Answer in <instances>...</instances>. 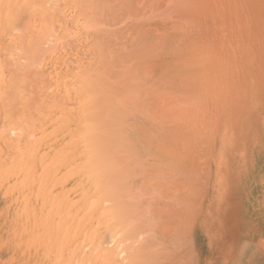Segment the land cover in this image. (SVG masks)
<instances>
[{
	"label": "rangeland",
	"instance_id": "obj_1",
	"mask_svg": "<svg viewBox=\"0 0 264 264\" xmlns=\"http://www.w3.org/2000/svg\"><path fill=\"white\" fill-rule=\"evenodd\" d=\"M31 1L0 7V187L14 195L0 196L14 205L0 208V264H264V0ZM52 2L42 55L32 12ZM42 75L61 106L45 116L71 124L51 120L24 172L8 166L24 131L7 116L25 77ZM83 204L91 219L68 224Z\"/></svg>",
	"mask_w": 264,
	"mask_h": 264
},
{
	"label": "bare ground",
	"instance_id": "obj_2",
	"mask_svg": "<svg viewBox=\"0 0 264 264\" xmlns=\"http://www.w3.org/2000/svg\"><path fill=\"white\" fill-rule=\"evenodd\" d=\"M49 1V0H48ZM47 1V2H48ZM62 1V0H61ZM38 2V1H37ZM114 2V1H113ZM33 3V1H31V3H30V0H0V7L2 6V4L3 5H7L8 6V8H9V14H12V15H14V14H17V12L19 11V9H24V6H30L31 4ZM35 3V2H34ZM48 3H50V2H48ZM53 3V2H52ZM104 3V2H103ZM116 3V2H115ZM45 4V3H44ZM55 4H56V2H55ZM55 4L53 3V6H55ZM99 4V3H98ZM41 5V4H40ZM58 5V4H57ZM56 5V6H57ZM32 6V5H31ZM48 6V5H47ZM51 6V5H50ZM56 6L55 7H47V8H43V7H41L42 9H33V11L34 12H32L33 13V23H32V21H31V26L33 27V29L32 30H34V38H35V41L38 43V44H43L44 42H43V40H44V38H45V44L44 45H47L48 43H53V44H55L54 43V40H55V37H57V36H55V32H56V30L55 29H53V31L55 30V32H53L52 33V35H49V33L52 31V28H53V25H54V20L56 19L57 20V16L55 17V15H57L56 14V10L58 11V7L56 8ZM100 6V5H99ZM104 6V5H103ZM118 6V5H117ZM98 7V6H97ZM113 7V6H112ZM29 8V7H28ZM27 8V9H28ZM34 8V7H33ZM94 8H96V7H94ZM93 8V9H94ZM97 9V8H96ZM95 9V10H96ZM99 9V8H98ZM113 9V8H112ZM103 10H104V8H103ZM94 11V10H93ZM100 11V10H99ZM58 12H60V11H58ZM57 12V13H58ZM98 12V11H97ZM107 12V11H106ZM36 13H38V15H39V17H38V15L36 14ZM39 13H41V15L39 14ZM101 13V12H100ZM111 13V12H110ZM61 14H62V12H61ZM36 15H37V17H38V19H36ZM95 15V14H94ZM105 15V14H104ZM59 17V16H58ZM107 18H111V17H107ZM98 19H99V16H98ZM104 19V18H103ZM37 20V21H36ZM96 19H94V22H96L95 21ZM107 20V19H106ZM61 21V20H60ZM106 22V21H105ZM97 23V22H96ZM57 24H59V23H57ZM56 25V24H55ZM103 25H105V24H103ZM56 26H59V25H56ZM55 26V27H56ZM108 29H110V28H108ZM98 30V29H97ZM96 30V31H97ZM105 30V29H104ZM95 31V30H94ZM100 31H101V27H100ZM107 32V31H106ZM105 32V33H106ZM31 34V33H30ZM47 35H49L48 37H50V36H52L53 37V39L52 38H48L47 37ZM99 35V34H98ZM103 35H104V33H103ZM31 36V35H30ZM1 37V36H0ZM47 37V38H46ZM99 37H101L100 35H99ZM34 38L32 39V40H34ZM98 37H96L95 39H97ZM102 38H103V36H102ZM102 38H98L99 40L100 39H102ZM106 38V37H105ZM104 38V39H105ZM29 39H30V37H29ZM51 39V40H50ZM58 39V38H57ZM31 40V45L32 46H34V43L33 42H35V41H32ZM47 40V41H46ZM50 40V41H49ZM30 41V40H29ZM42 41V42H41ZM58 41H60L59 39H58ZM57 41V42H58ZM101 41H103V40H101ZM35 42V43H36ZM56 42V41H55ZM95 42H97V41H95ZM105 42V41H104ZM104 42L101 44V46H97L96 45V48L98 49V48H102V47H104ZM107 42V41H106ZM33 43V44H32ZM40 45V46H42V47H36V49L37 48H41V50H42V48L43 47H45L44 45ZM52 44V45H53ZM98 44V43H97ZM49 45V46H48ZM46 47H50V44H48ZM51 45V46H52ZM99 45V44H98ZM107 45V44H106ZM32 46H31V48H32ZM39 46V45H38ZM56 46H57V44H56ZM54 47H55V45L54 46H52V49H54ZM93 47H95V46H93ZM96 48H94V49H96ZM33 49V51H34V49L35 48H32ZM32 49H30V51L32 50ZM45 49V50H44ZM43 50H42V55L44 54V52L43 51H47L46 50V48H44ZM40 50V49H39ZM39 50H37V51H35V52H37V53H35V52H33V54L35 55H33L34 57H35V59L36 60H34V61H36L37 63L39 62V61H41V62H39L38 64L39 65H41L40 63H44L43 62V59L41 60V58H40V53H41V50L39 51ZM99 50V49H98ZM49 51V50H48ZM55 51L57 52V47L55 48ZM54 51V52H55ZM32 52V51H31ZM50 52H52V50L50 51ZM46 53V52H45ZM47 53H49V52H47ZM47 53H46V55H47ZM106 53V52H105ZM29 54V53H28ZM30 54H32V53H30ZM36 54H38V55H36ZM109 55V54H108ZM32 56V55H31ZM30 56V57H31ZM48 56V55H47ZM59 56V55H58ZM30 57H28L29 59H30ZM33 57V58H34ZM43 57H45V56H43ZM42 57V58H43ZM49 57V56H48ZM51 57V56H50ZM107 57V59L108 58H110V57H108V56H106ZM56 58V57H55ZM57 58H59V57H57ZM99 58V57H98ZM45 60L47 59V58H44ZM54 59V58H53ZM31 60V59H30ZM102 61H103V59H101ZM104 60H105V57H104ZM33 61V62H34ZM111 61V60H110ZM12 63H13V61H11ZM31 63L30 65H33V66H36V65H34V63ZM10 64V65H13V64ZM96 63V62H95ZM110 63V62H109ZM36 64V63H35ZM37 64V65H38ZM103 64V63H102ZM108 64V63H107ZM18 65V64H17ZM29 65V66H30ZM96 65H98V63L96 64ZM101 65V64H100ZM111 65V64H110ZM99 66V65H98ZM105 66H106V64H105ZM105 66H104V68H105ZM32 67V66H31ZM100 67V66H99ZM102 67V66H101ZM107 67V66H106ZM14 68L16 69V65H14V66H11V74H13V72L15 73V70H14ZM38 68H39V66H38ZM96 68V67H95ZM95 68L93 69V70H95ZM98 68V67H97ZM104 68H103V70H104ZM25 69V68H24ZM31 69V68H30ZM29 69V70H30ZM38 70V69H37ZM25 71H27V70H24V73H27V72H25ZM106 71V70H105ZM105 71H104V73H105ZM18 72V74H19V71H16V73ZM33 72V71H32ZM38 71H36V73H37ZM53 72V71H52ZM103 72V71H102ZM20 73H22L21 71H20ZM41 74H44L45 73V70H44V72H40ZM40 73H37L38 75L40 74ZM27 74H30V73H27ZM37 74H36V76H37ZM100 74V73H99ZM99 74H97V71H96V73L94 72V76L96 75V76H99ZM14 75V74H13ZM33 75V74H32ZM67 75V74H66ZM102 75V74H101ZM19 76V75H18ZM23 76H24V74H23ZM35 76V75H34ZM43 76L44 75H42V77L40 76V78L38 79L39 81H37V79L36 78H34L33 76H31V77H33V79H36L35 81L36 82H33V80L31 79L30 80V78L28 79L27 77H25V79H27V80H29V84H27V85H30V86H27V85H23L24 87V89H22L21 90V92H19V93H17L16 95H15V103H14V107H15V109H16V112H17V115L15 116L14 114H12V116L11 115H9L8 114V116H10V117H8L7 116V118H8V120H9V122L12 124V123H15L16 125H15V127L16 128H18L19 126H20V128H22V130L21 131H24L23 133H22V136H20L19 138L21 139H23V142H24V150H20V148H18V144L15 142V147L14 146H11V148H10V150H12V152H14V155H12V159H11V161H10V163L8 164V166H12V168L14 167V168H16L17 169V164L19 165V169L21 168V171H24L26 168H27V166H25V163L22 161V159H20V157H22V158H26V155L28 154V153H30V155L31 154H33L34 152H36V150H37V152H39V151H42V150H40V149H44V148H41L42 147V145H41V143L43 144V142H45L46 140L48 141L50 138H52L53 137V133H51V131L49 130V127H51L52 128V126L50 125L49 126V124H50V122H51V120H52V124H54V122L56 121V127L58 128V127H60L61 128V130H66V131H68L67 130V128H68V126H70V124H71V122L69 121V119L68 118H65L64 117V115H61V116H59L58 114V116L57 117H53L52 115H50L51 113H53L52 111L54 110V109H56V108H50V107H55L54 105H58V108L57 109H59V108H61V106L59 105V102H58V99L57 98H55L53 95H51V94H49L50 92H48V87H47V84L46 83H44V81L43 80H47L46 78L44 79L43 78ZM106 76V75H105ZM14 77V79L15 78H17V75H16V77H15V75L13 76ZM21 79H22V77H20ZM41 78H43V79H41ZM95 78V77H94ZM98 77H96L95 79L96 80H98L97 79ZM102 78H103V76H102ZM50 79V78H49ZM48 79V80H49ZM62 79H63V77H62ZM77 79V78H76ZM100 79V78H99ZM79 80V79H78ZM16 81H17V79H16ZM22 82H23V80H21ZM25 81V80H24ZM43 81V82H42ZM74 81H77V80H74ZM99 81V84L97 83ZM97 82L94 80V85H96L95 84V82L97 83V85H96V88L99 86L100 88H101V85H100V80H98ZM47 82V81H46ZM67 82V81H66ZM73 82V81H72ZM80 82V81H79ZM31 83V84H30ZM37 85H36V84ZM47 83H50V82H47ZM67 83H69V82H67ZM70 83H71V81H70ZM78 83V82H77ZM81 83V82H80ZM34 84H35V86H34ZM53 84V83H52ZM82 84V83H81ZM81 84H79V87L81 86ZM15 86V85H14ZM98 87V88H99ZM27 88V89H26ZM94 88H95V86H94ZM95 88V89H96ZM97 88V89H98ZM98 89V91H97V93L98 94H100V92H101V89H103V88H101V89ZM94 89V92H95V94L97 95V93H96V90ZM49 90H50V88H49ZM100 90V91H99ZM17 91H19V90H17ZM16 91V92H17ZM54 91V90H53ZM47 95H49V96H47ZM57 95V94H56ZM97 96H99V95H97ZM96 96V97H97ZM46 97H48V100H46L47 98ZM95 97V96H94ZM96 97L94 98V99H96ZM55 99H57V100H55ZM50 103V104H47L48 102ZM57 101V102H56ZM62 101V100H61ZM47 102V103H46ZM45 103H46V105H48V107H44L45 106ZM57 103V104H56ZM61 104H62V102H60ZM66 103V102H65ZM64 103V104H65ZM52 104V105H51ZM8 105V104H7ZM9 105H10V103H9ZM13 105V104H12ZM63 105V104H62ZM66 105V104H65ZM112 105V104H111ZM111 105H109V106H111ZM115 105V104H114ZM114 105H112L111 107H113ZM67 106V105H66ZM108 106V105H107ZM10 108L12 107V106H9ZM46 108V109H44V108ZM9 108V109H10ZM47 108H49V109H47ZM95 108H100V107H96V104H95ZM102 110V109H101ZM113 110V109H112ZM43 111H44V113H43ZM51 111V112H50ZM59 111V110H58ZM100 111V109L99 110H97V112H99ZM12 112V111H11ZM45 112H50V114H49V116L48 115H46L45 116ZM57 112V111H56ZM97 112H95V113H97ZM112 112V111H111ZM73 113V112H72ZM105 113V112H104ZM47 114V113H46ZM54 114H56L55 112H54ZM63 114V113H62ZM71 114V113H70ZM73 116V115H72ZM28 117H29V121H28ZM59 117V118H58ZM72 121H74V120H72ZM28 122H29V124H28ZM19 123V126H17V124ZM70 123V124H69ZM33 125V126H32ZM72 126V125H71ZM70 128V127H69ZM54 130V129H53ZM56 132V131H55ZM63 132L64 131H62V134H63ZM70 132H71V129H70ZM69 132V133H70ZM52 134V135H51ZM58 134H61V131H60V133H58ZM55 135H57V134H55ZM66 135H70V134H64V136H66ZM99 136V135H98ZM57 138V137H56ZM59 139V138H58ZM56 141V140H55ZM52 142V139H51V141H50V143ZM38 144L39 145H41V147H40V149L38 150V149H36L35 150V146L37 145L38 146ZM56 145V144H55ZM54 145V146H55ZM46 146V145H45ZM44 146V147H45ZM9 147H10V144H8V145H6V148L7 149H9ZM16 148H18V151L16 150ZM56 149V148H55ZM35 150V151H34ZM50 150V149H49ZM47 151V150H46ZM92 151V150H91ZM46 153V152H45ZM71 153H73L72 151H71ZM91 153H93V152H91ZM34 154H36V153H34ZM46 155V154H45ZM49 155H50V153H49ZM80 155V154H79ZM39 156V155H38ZM90 156V155H89ZM93 156H95V155H93ZM41 157H43V155L41 156ZM45 157V156H44ZM48 157V156H47ZM54 157H55V155H54ZM70 157V156H69ZM71 158V157H70ZM69 158V159H70ZM27 159V158H26ZM66 159H67V157H66ZM92 159V158H91ZM44 160V159H43ZM71 160H73V159H71ZM29 161V160H28ZM99 161H101V160H99ZM26 163H27V161H25ZM70 162V161H69ZM98 162V161H97ZM43 163H44V161H43ZM43 163H42V165H43ZM28 164V163H27ZM26 164V165H27ZM102 164V163H101ZM106 164V163H105ZM98 165H99V163H98ZM39 166V165H38ZM49 166V164L47 165V167ZM102 166V165H101ZM26 167V168H25ZM49 167H52V166H49ZM83 167V166H82ZM87 169V168H86ZM42 171V168L41 169H39L38 171ZM45 170H48V169H45ZM44 170V171H45ZM54 170V169H53ZM81 170H83V169H81ZM13 171H14V169H13ZM27 171V170H26ZM49 171H50V169H49ZM73 171V170H72ZM80 171V170H79ZM25 172V171H24ZM34 172V171H33ZM36 172V171H35ZM74 172V171H73ZM77 172H78V170H77ZM32 173V172H31ZM45 173V172H44ZM74 173H76V172H74ZM73 173V174H74ZM80 173H81V171H80ZM84 173V172H83ZM85 173H87V172H85ZM72 174V175H73ZM89 174V173H88ZM85 175V176H88L89 177V175ZM24 175H26V173L24 174ZM71 175V176H72ZM80 174H79V172H78V175L77 176H79ZM83 175V174H82ZM91 176V175H90ZM73 177H76V174H75V176L73 175ZM72 177V178H73ZM86 178V177H85ZM89 178H91V177H89ZM18 179H19V184H20V187L18 188V191H17V186H14V187H16V193L18 194V196L20 195V191L24 188V176H23V172H22V175L20 176V177H18ZM44 179H45V175H44V177H43V179L41 178V181L42 182H44ZM49 179V178H48ZM76 179V178H75ZM88 179V178H87ZM36 180V179H35ZM46 181H47V179H45ZM74 180V179H73ZM78 180V179H77ZM12 181H13V178H12V180H11V185H9V187H12V185H13V183H12ZM48 181H50V179L48 180ZM67 181V180H66ZM72 181V180H71ZM83 181V180H82ZM82 181H81V183H82ZM38 181L36 180V183H37ZM75 182V181H74ZM76 183V182H75ZM81 183H79V184H81ZM49 184H50V182H49ZM87 184V182L85 181V184H81V186H83V189H84V187H85V185ZM41 185H45V183H43V184H41ZM47 185H48V183H47ZM88 185V184H87ZM77 186V185H76ZM80 186V187H81ZM87 187V186H86ZM85 187V188H86ZM89 187L90 186H88V189H89ZM91 187H92V185H91ZM90 187V188H91ZM13 188V187H12ZM76 189H78L77 187L75 188V190ZM82 189V190H83ZM87 189V191L89 192L90 190H88ZM92 189H93V187H92ZM74 190V191H75ZM34 191V190H33ZM81 191V190H80ZM86 191V192H87ZM87 192V193H88ZM11 193H12V191L9 189V188H6V187H0V196H2L3 197V199H8L9 197H7V196H10V197H13V196H11ZM85 191L84 192H82V193H78L79 195L80 194H82V198L83 197H86V196H90V195H93V193L92 194H88V195H85V194H87V193H85ZM89 193H91V191L89 192ZM28 194V193H27ZM34 194V193H33ZM84 195V196H83ZM42 196V195H41ZM78 197V196H77ZM93 197V196H92ZM43 198V197H42ZM79 198H81V197H79ZM91 197H89V199H90ZM75 199H77V198H75ZM84 199V201L83 202H85L86 201V199H87V197L86 198H83ZM88 199V200H89ZM47 201H45L46 203L44 204V205H48L47 204V202H48V199H46ZM77 200H79V199H77ZM82 200V199H81ZM81 200L79 201V202H81ZM92 200V199H91ZM70 201H71V199H70ZM69 201V202H70ZM75 200H73V202H74ZM63 202V201H62ZM76 202H78V201H76ZM75 202V203H76ZM2 203V202H1ZM50 203V202H49ZM64 203H65V201L63 202V206H61L60 205V207L62 208V207H64L65 208V206H64ZM67 203H68V201H67ZM82 203V202H81ZM88 204H89V202H87ZM68 204H70V203H68ZM77 204H79V203H77ZM85 204H86V202H85ZM85 204H83V206L85 205ZM75 206V204L73 203L72 204V206ZM81 205V204H80ZM80 205H76L77 206V209L79 208L78 206H80ZM89 205H91V204H89ZM71 206V207H72ZM81 207L77 212H76V214H74V216L72 215V216H70L69 218H67V216H65V215H63L64 217H63V219H65V217L67 218V222L69 221V223L68 224H70V222L72 221H76V222H79V223H81L80 222V220H83V222L84 221H86V220H88L87 219V217L88 218H90V214H85V213H87V211H84V212H82V211H80L81 209H84L85 207H87L86 205L84 206V207ZM5 207V208H4ZM71 207H70V210H71ZM0 208H3L2 209V213H5L7 210H9V209H12L13 210V208H14V205H8L7 204V206L6 205H4V204H1L0 205ZM72 208H74V207H72ZM109 208H111L110 206H109ZM89 209H90V207H89ZM104 209V208H103ZM67 210H68V208H67ZM66 210V211H67ZM69 210V211H70ZM74 210V209H73ZM75 210H76V208H75ZM74 210V211H75ZM91 210V209H90ZM108 210V209H107ZM69 211H67L66 212V214L68 213V214H70L69 213ZM106 210H104V212H105ZM109 211H110V209H109ZM109 211H107V212H109ZM71 212V211H70ZM73 212V211H72ZM88 213H89V211H88ZM112 213V212H111ZM73 214V213H72ZM107 214V213H106ZM105 214V215H106ZM87 215H89V216H87ZM109 215V214H108ZM3 216V215H2ZM2 216H0V218H2ZM105 217H107V216H105ZM109 218V217H108ZM91 219V218H90ZM77 220H79V221H77ZM64 221V220H63ZM1 222V221H0ZM66 222V221H65ZM82 222V223H83ZM86 222H88V221H86ZM75 223V222H74ZM74 223H71V224H74ZM7 224V223H6ZM60 224H61V222H60ZM2 226H4V225H2ZM1 226V227H2ZM70 226V225H69ZM71 227V226H70ZM11 228V227H10ZM49 231V230H48ZM54 231V230H53ZM50 232V231H49ZM47 233V234H49V237H51L50 236V233L52 234V236H53V234L55 233V236H54V238H55V241L58 239V237H60V236H56V231L55 232H50V233ZM4 233V232H3ZM2 234V233H1ZM0 234V235H1ZM47 234H46V236H45V238L47 239ZM77 234V233H76ZM78 235V234H77ZM131 235V234H130ZM2 236H3V234H2ZM1 236V237H2ZM42 236V235H41ZM40 237V236H39ZM71 237V236H70ZM74 237L75 236H72L71 238V241L74 239ZM5 238V237H4ZM10 238V237H9ZM57 238V239H56ZM76 238H78V237H76ZM76 238L74 239V240H76ZM53 239V238H52ZM51 239V240H52ZM7 240V239H6ZM58 240H62V239H58ZM68 241L70 240V238H68L67 239ZM73 240V241H74ZM53 241H54V239H53ZM45 242H48V241H45ZM60 242V241H59ZM65 242L66 241H64V243H63V246L62 247H64V249H65ZM70 242V241H69ZM67 243V242H66ZM4 244V243H3ZM1 245V244H0ZM62 245V244H61ZM2 248V247H1ZM4 248V247H3ZM5 248H6V246H5ZM7 249V248H6ZM9 249H10V247H9ZM63 249V251H61V253L63 252V254L62 255H64V253H65V250ZM1 251V250H0ZM11 251V250H10ZM68 252V251H67ZM83 254V253H82ZM62 255H61V257H62ZM90 255V254H89ZM68 256V255H67ZM82 257V256H81ZM57 258V257H56ZM24 259V258H23ZM53 259V258H52ZM61 261H63V257L62 258H59ZM58 259V260H59ZM69 259V256H68V258H67V260ZM58 260H57V262H58ZM59 260V262L61 263V261ZM70 260V259H69ZM11 261V260H10ZM23 261V260H22ZM66 261V258L64 257V262ZM64 262H62V264L64 263ZM68 262V264H69V261H67ZM51 263V262H50ZM66 263V262H65ZM64 263V264H65ZM75 262H73L72 261V263L71 264H74ZM78 263H80V262H78ZM5 264V263H4Z\"/></svg>",
	"mask_w": 264,
	"mask_h": 264
}]
</instances>
